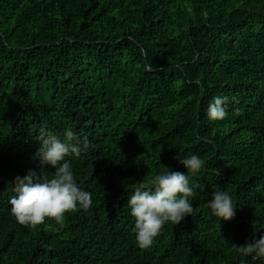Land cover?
<instances>
[{"label":"trees","instance_id":"trees-1","mask_svg":"<svg viewBox=\"0 0 264 264\" xmlns=\"http://www.w3.org/2000/svg\"><path fill=\"white\" fill-rule=\"evenodd\" d=\"M215 96L226 116L210 121ZM67 128L91 204L22 225L13 180L54 176L39 134ZM165 167L187 173L192 214L141 249L127 197ZM215 187L234 218L211 214ZM254 225L264 234V0H0V264H264L236 250Z\"/></svg>","mask_w":264,"mask_h":264},{"label":"clouds","instance_id":"clouds-1","mask_svg":"<svg viewBox=\"0 0 264 264\" xmlns=\"http://www.w3.org/2000/svg\"><path fill=\"white\" fill-rule=\"evenodd\" d=\"M225 99L221 96L212 98L206 109L208 120H220L226 116ZM38 140L40 146L34 155L39 158L42 169L45 165L54 166L55 175L50 179H39L40 174L35 170H29L23 176L17 175L13 180L14 195L9 200L10 212L22 225L35 227L44 223L46 218H53L62 225L66 212L78 206L87 208L91 204V194L79 186L70 162L65 159L68 155L78 157L80 145L70 128L64 130L62 137L42 129ZM176 158L186 167L187 173H196L203 166V161L196 154L178 153ZM187 173L165 167L148 181H139L127 197L139 248L150 247L165 223L177 224L192 214L190 197L194 189ZM206 203L211 214L220 221L230 220L236 215L237 205L233 197L219 187H215ZM236 250L241 257L264 260V234L257 236L254 225L251 237L237 245ZM240 264H247V261L242 259Z\"/></svg>","mask_w":264,"mask_h":264}]
</instances>
